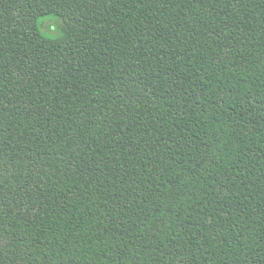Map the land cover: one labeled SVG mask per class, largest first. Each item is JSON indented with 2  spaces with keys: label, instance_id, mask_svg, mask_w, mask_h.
<instances>
[{
  "label": "trees",
  "instance_id": "trees-1",
  "mask_svg": "<svg viewBox=\"0 0 264 264\" xmlns=\"http://www.w3.org/2000/svg\"><path fill=\"white\" fill-rule=\"evenodd\" d=\"M0 264H264V0H0Z\"/></svg>",
  "mask_w": 264,
  "mask_h": 264
},
{
  "label": "rangeland",
  "instance_id": "rangeland-1",
  "mask_svg": "<svg viewBox=\"0 0 264 264\" xmlns=\"http://www.w3.org/2000/svg\"><path fill=\"white\" fill-rule=\"evenodd\" d=\"M52 24H53V25H52V27H53V26L55 27V25H54L55 23H54V22H52Z\"/></svg>",
  "mask_w": 264,
  "mask_h": 264
}]
</instances>
